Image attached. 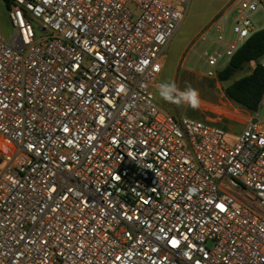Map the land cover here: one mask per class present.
I'll use <instances>...</instances> for the list:
<instances>
[{
    "label": "built area",
    "instance_id": "obj_1",
    "mask_svg": "<svg viewBox=\"0 0 264 264\" xmlns=\"http://www.w3.org/2000/svg\"><path fill=\"white\" fill-rule=\"evenodd\" d=\"M4 1L0 264H264V94L236 136L157 103L191 0ZM263 29L232 0L184 60L217 78Z\"/></svg>",
    "mask_w": 264,
    "mask_h": 264
},
{
    "label": "rangeland",
    "instance_id": "obj_2",
    "mask_svg": "<svg viewBox=\"0 0 264 264\" xmlns=\"http://www.w3.org/2000/svg\"><path fill=\"white\" fill-rule=\"evenodd\" d=\"M231 1L191 0L183 24L162 57L163 71L157 78L156 84L174 80L181 90L187 85H191L200 92L203 101L201 107L198 110H192L187 106L177 107L167 103L159 97L157 89L156 99L162 109L177 118L210 119L236 136L243 128L241 122H245L250 117V112L227 98L225 90L234 81L250 74L256 63L247 64L243 71L236 73L229 81L222 82L218 78H208L204 75L202 60L199 59L198 53L193 56L191 54L189 60H184L201 32L224 11ZM7 13L5 1L0 0V28L5 37L9 38L14 30L8 21ZM35 29H38L37 24H35ZM262 115H264V110H262ZM235 117L241 122L231 121V118Z\"/></svg>",
    "mask_w": 264,
    "mask_h": 264
},
{
    "label": "trees",
    "instance_id": "obj_3",
    "mask_svg": "<svg viewBox=\"0 0 264 264\" xmlns=\"http://www.w3.org/2000/svg\"><path fill=\"white\" fill-rule=\"evenodd\" d=\"M263 55L264 29L253 34L217 77L222 82L229 81L247 64L256 63L250 74L234 81L225 90L227 98L250 112L258 109L264 94V68L257 63Z\"/></svg>",
    "mask_w": 264,
    "mask_h": 264
},
{
    "label": "clouds",
    "instance_id": "obj_4",
    "mask_svg": "<svg viewBox=\"0 0 264 264\" xmlns=\"http://www.w3.org/2000/svg\"><path fill=\"white\" fill-rule=\"evenodd\" d=\"M156 88L162 100L177 107L187 106L192 110H198L203 103L199 90L191 85L181 90L173 80L160 82Z\"/></svg>",
    "mask_w": 264,
    "mask_h": 264
},
{
    "label": "crops",
    "instance_id": "obj_5",
    "mask_svg": "<svg viewBox=\"0 0 264 264\" xmlns=\"http://www.w3.org/2000/svg\"><path fill=\"white\" fill-rule=\"evenodd\" d=\"M247 112H250V111H247Z\"/></svg>",
    "mask_w": 264,
    "mask_h": 264
}]
</instances>
